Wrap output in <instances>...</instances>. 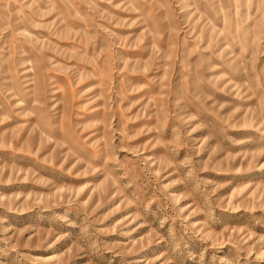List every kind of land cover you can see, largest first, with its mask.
Returning a JSON list of instances; mask_svg holds the SVG:
<instances>
[{
    "label": "rangeland",
    "instance_id": "1",
    "mask_svg": "<svg viewBox=\"0 0 264 264\" xmlns=\"http://www.w3.org/2000/svg\"><path fill=\"white\" fill-rule=\"evenodd\" d=\"M0 264H264V0H0Z\"/></svg>",
    "mask_w": 264,
    "mask_h": 264
}]
</instances>
